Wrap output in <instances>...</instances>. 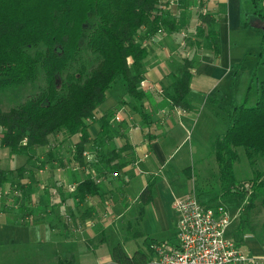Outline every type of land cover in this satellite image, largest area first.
Segmentation results:
<instances>
[{"label": "crops", "instance_id": "1", "mask_svg": "<svg viewBox=\"0 0 264 264\" xmlns=\"http://www.w3.org/2000/svg\"><path fill=\"white\" fill-rule=\"evenodd\" d=\"M259 2L264 5V0ZM245 12V0H168L161 11L166 21H162L158 31L149 32L144 27L138 33L148 52L140 83L146 114L142 116L131 109V102H139L132 101L127 91L119 98L108 94V89L89 122L82 164L72 161L74 152L55 143L50 146L52 153L48 147H38L30 160L0 143V172L5 180L0 188L9 191L0 194V264H118L106 243L109 234L123 247L125 239L143 238V247L137 250L146 249L145 238L177 242L178 217L172 204L193 188L192 179L184 187L179 175L185 172L193 178L194 146L190 144L175 164L169 165L173 154L189 142L196 117L193 111L173 106L162 91L173 76L182 73L184 60L191 59V55L199 57L201 65L195 69L194 58L191 59L189 97L196 89L193 73L198 68L203 77L223 78L225 68L230 66L229 55L226 61L223 58L226 52L230 53L231 38L234 42L236 37L245 38L246 29L263 30L264 17L257 12L262 22L254 24L247 20ZM199 14L211 16L209 25L199 21ZM209 28L218 36V53L206 37ZM177 53L180 60L175 58ZM149 56L151 62L145 66ZM115 115L120 119L115 120ZM72 137L76 143L78 135ZM58 138L63 140L65 135L60 132L54 139ZM100 154H105V158L99 160ZM96 161L99 162L95 164ZM214 163V167H199L204 169L200 178L205 182L218 170L215 160ZM161 167L165 171L158 176ZM87 178L97 184V189L90 194L83 190L79 193L78 184ZM149 184L151 198L141 204L139 194ZM70 185H75L74 192L68 190ZM209 199L204 194L199 200L208 204ZM222 199L225 198H218L220 204ZM241 211L245 212L244 208ZM255 225L246 219L226 237L258 264H264V221L258 229ZM102 246H108L106 252H102ZM83 254L94 256L83 262Z\"/></svg>", "mask_w": 264, "mask_h": 264}, {"label": "trees", "instance_id": "2", "mask_svg": "<svg viewBox=\"0 0 264 264\" xmlns=\"http://www.w3.org/2000/svg\"><path fill=\"white\" fill-rule=\"evenodd\" d=\"M167 4L168 0H0V90L35 79L39 67L45 80V88L38 95L7 111L0 108L1 145L30 160L38 147H48L52 153L50 146L54 145L55 136L64 130L69 135H78L72 161L82 164L89 122L117 77L123 79L132 101L139 102L136 105L131 102V109L144 116L141 101L145 94L140 83L144 79L143 62L148 52L138 33L144 27L149 32L158 31L162 21H166L161 11ZM92 10L97 21L87 34L86 48L97 55L98 63L89 72L84 65L70 71V65L82 50L81 40ZM260 11L258 8L256 13L264 17ZM198 17L207 25L212 20L208 14ZM262 34L264 45L263 30ZM206 37L218 53L219 39L215 31L209 28ZM29 47L35 48L33 53L28 51ZM192 69V61L185 59L182 73L173 76L162 91L173 106L186 111L195 109L188 98ZM260 85L255 104L246 105L253 93L249 85L244 101L228 112L226 132L210 138V151L219 173L220 196H248L245 212L264 193V79ZM238 147L243 148L253 168L252 177L244 182L237 181L233 172ZM105 156L100 154L97 158L102 160ZM258 161H262V167ZM1 175L0 172V186L5 181ZM97 187L87 178L78 184L77 190L90 194ZM150 194L151 184L139 194L141 204L150 200ZM152 242L159 241L145 238L146 249L135 250L132 255H127L123 246L116 243L111 248V256L118 264H146L152 254Z\"/></svg>", "mask_w": 264, "mask_h": 264}, {"label": "rangeland", "instance_id": "3", "mask_svg": "<svg viewBox=\"0 0 264 264\" xmlns=\"http://www.w3.org/2000/svg\"><path fill=\"white\" fill-rule=\"evenodd\" d=\"M263 3L261 2H252V0H245V16L247 20L254 24H259L262 22L260 16L255 12L258 11V8L261 9L260 12L264 13ZM97 17L92 10L89 13V21L85 31L83 32V37L81 40V51L77 59L70 65V71H75L80 68L82 65L85 66L86 72H89L90 69L98 63L97 55L91 53L86 48V37L90 28L94 27L96 24ZM264 30V26L261 27ZM246 37L243 39H237L234 42V37L228 42L230 46V53L227 52L224 55L223 60L230 58V66L226 67V73L221 79L203 77L202 72L199 68L197 71H193L194 75V87H196L193 92L188 93V97L191 98L193 106L196 110H193V116L195 119V130L190 135L188 139L189 142L177 153L169 159L170 165H174L178 156L184 153L188 146L193 145V150L191 151V156L194 160V163L191 164L193 168L191 169L193 178H188L187 173L182 172L179 175L181 184H184V187H187L191 183L192 179V190L197 194L198 199L201 195H207L210 199L208 201L209 205L220 204L218 198H220V181L218 170L216 174H210L208 182H205L200 178V175L203 174L204 169L199 167L209 166L214 167V155L210 151V136L213 134L222 135L226 132L229 126L228 111L232 109L235 105H239L244 101L245 95L247 93L249 85L252 86L253 93L246 102V105H254L257 98V89L260 88V81L264 79V45H263V34L260 28H251L246 29ZM233 36V35H232ZM148 49H150L148 47ZM226 49V45H225ZM35 50L34 47H29L28 51L33 53ZM226 51V50H225ZM194 58V67L200 66L199 57ZM234 57L235 60H234ZM151 56L147 59L145 66H148L151 62ZM175 58L180 60V54H175ZM191 58V59H192ZM175 59V61H176ZM185 59H190L186 57ZM190 59V60H191ZM154 60V55H153ZM228 75V76H226ZM45 88V80L43 70L39 67L37 76L33 80H24L16 86L9 87L4 90H0V108L3 111L9 110L11 107H15L26 101L28 98L38 95ZM108 94H114L117 97H122L126 95V89L124 81L121 77H117L109 88ZM65 138L63 140L56 139L53 141L58 146L67 148L71 154L74 152L73 148L75 141L72 135H69L64 130L61 131ZM2 134L0 133V139ZM78 140V138H77ZM70 147V149H69ZM238 152V158L234 162L233 172L235 174L236 180L239 182L247 181V179L252 177L253 168L248 162L244 150L242 147L236 148ZM262 161H258V166H261ZM206 169V168H205ZM201 170V171H200ZM165 171L164 167L160 168L161 176ZM206 171H209V167ZM199 173V174H198ZM147 176V174H145ZM248 189L247 185L245 186ZM190 191V192H191ZM256 205H253L246 212H242L241 208H244V204L248 202V196L242 197H228L222 199V206L227 213L230 224L226 230V235L230 237L234 228H237L244 222L246 219L250 221L251 225H255V229H258V225L264 221V193L260 194L254 200ZM241 213V215H240ZM240 215V216H239ZM134 241L124 240L125 243L124 249L128 253H132L137 249L143 247V238L136 237ZM115 236L109 234L107 237V245L109 248L117 243ZM108 246H102V252H106ZM94 255H82L81 260L83 262H88L90 258H93Z\"/></svg>", "mask_w": 264, "mask_h": 264}, {"label": "built area", "instance_id": "4", "mask_svg": "<svg viewBox=\"0 0 264 264\" xmlns=\"http://www.w3.org/2000/svg\"><path fill=\"white\" fill-rule=\"evenodd\" d=\"M114 119L120 118L115 115ZM68 190L74 192L75 185ZM0 194L9 191L0 188ZM172 206L178 217L177 242H152L153 255L146 264H258L226 237L230 219L221 204H203L191 191Z\"/></svg>", "mask_w": 264, "mask_h": 264}]
</instances>
